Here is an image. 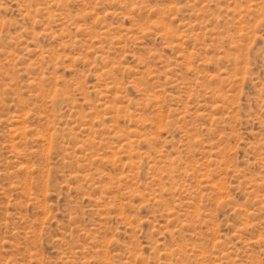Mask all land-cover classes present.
I'll return each instance as SVG.
<instances>
[{
	"label": "rangeland",
	"instance_id": "rangeland-1",
	"mask_svg": "<svg viewBox=\"0 0 264 264\" xmlns=\"http://www.w3.org/2000/svg\"><path fill=\"white\" fill-rule=\"evenodd\" d=\"M0 264H264V0H0Z\"/></svg>",
	"mask_w": 264,
	"mask_h": 264
}]
</instances>
